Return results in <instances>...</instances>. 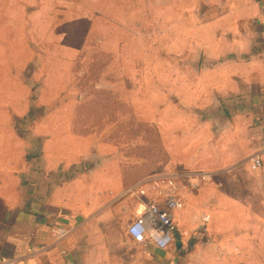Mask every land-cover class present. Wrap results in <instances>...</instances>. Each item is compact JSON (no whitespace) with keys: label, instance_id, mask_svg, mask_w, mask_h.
I'll return each instance as SVG.
<instances>
[{"label":"crops","instance_id":"0c3cea01","mask_svg":"<svg viewBox=\"0 0 264 264\" xmlns=\"http://www.w3.org/2000/svg\"><path fill=\"white\" fill-rule=\"evenodd\" d=\"M148 3L160 153L129 161L70 131L36 134L30 151L1 141L0 264H264V166L250 164L264 162V0ZM173 192V245L135 243L130 222Z\"/></svg>","mask_w":264,"mask_h":264},{"label":"rangeland","instance_id":"374dc122","mask_svg":"<svg viewBox=\"0 0 264 264\" xmlns=\"http://www.w3.org/2000/svg\"><path fill=\"white\" fill-rule=\"evenodd\" d=\"M148 2L0 0V142L9 151L70 131L119 146L129 161L160 153L148 120L159 115L165 63Z\"/></svg>","mask_w":264,"mask_h":264},{"label":"built area","instance_id":"2783aa9c","mask_svg":"<svg viewBox=\"0 0 264 264\" xmlns=\"http://www.w3.org/2000/svg\"><path fill=\"white\" fill-rule=\"evenodd\" d=\"M252 170L264 166L263 159L259 156L251 158ZM191 187H196V181H190ZM182 206V200L174 192L170 194L163 204L147 203L144 210L134 218L127 227V233L137 244L150 243L159 249L170 248L175 240L176 224L175 211ZM56 236L62 238L67 231L57 228Z\"/></svg>","mask_w":264,"mask_h":264},{"label":"water","instance_id":"95a60500","mask_svg":"<svg viewBox=\"0 0 264 264\" xmlns=\"http://www.w3.org/2000/svg\"><path fill=\"white\" fill-rule=\"evenodd\" d=\"M220 116L222 117H225V113H224V111L223 110H220Z\"/></svg>","mask_w":264,"mask_h":264}]
</instances>
